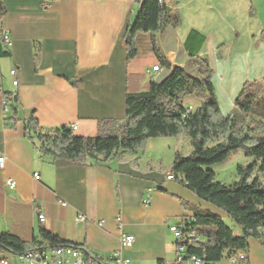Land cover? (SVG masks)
I'll return each mask as SVG.
<instances>
[{
	"label": "crops",
	"instance_id": "1",
	"mask_svg": "<svg viewBox=\"0 0 264 264\" xmlns=\"http://www.w3.org/2000/svg\"><path fill=\"white\" fill-rule=\"evenodd\" d=\"M1 2L0 30L8 33L10 44L4 49L9 56L0 58V102L2 94H14L16 101L8 102L6 112L0 104V156L5 158L0 170V234L31 243L46 231L99 258L121 251L131 264H175L168 226L191 216L181 203L222 217V212L166 179L178 138L151 139L133 157L86 167L42 157L24 136V122L33 117L41 130L75 125V135L94 137L97 121L125 119L127 93L145 92L150 81L159 82L168 74L160 66L159 72H151L159 62L149 33L136 36L137 56L126 62L123 35L140 4ZM164 7L178 24L156 37L163 58L171 67L190 69L196 76L189 55L201 40L196 55L212 70L210 82L221 115L236 111L239 119L264 123V109L248 114L235 109L243 85L264 78V0H167ZM35 45L40 48L36 69ZM199 104L194 99L183 102L191 111ZM189 151L187 147L185 154ZM7 179L15 182L14 190L5 187ZM38 214L44 216L43 223ZM79 214L84 222L76 221ZM122 234L133 237L131 247H121ZM248 243L243 254L249 264H264V248L255 240ZM9 255L0 253V259L16 264ZM223 259L226 264L233 261L227 255Z\"/></svg>",
	"mask_w": 264,
	"mask_h": 264
},
{
	"label": "trees",
	"instance_id": "2",
	"mask_svg": "<svg viewBox=\"0 0 264 264\" xmlns=\"http://www.w3.org/2000/svg\"><path fill=\"white\" fill-rule=\"evenodd\" d=\"M134 1L140 4V10L123 35L126 62L137 56L136 36L149 33L153 54L168 74L159 82L150 81L145 92L127 93L125 119L97 121L94 137L77 136L68 126L41 130L33 117L24 122V136L42 157L86 167L105 164L116 157L120 160L133 157L151 139L185 137L190 151L182 154L177 149L166 172L197 199L230 218L238 228L235 233L219 215L182 202L183 210L191 212L182 223L187 231L194 233L186 253L201 258L203 264H218L225 255L232 257L236 264H249L245 255H239L247 253L248 241L255 240L264 248V126L252 122L244 125L245 119H239L236 111L221 115L210 82L212 70L196 55L201 40L189 55L196 76L171 67L158 50L156 37L175 27L178 18L165 9L162 0ZM3 13L0 0V18ZM4 49L0 43V58L9 56ZM39 60L40 48L35 45V69ZM9 96L2 94L1 99ZM186 98H193L199 106L192 111L185 108ZM235 109L242 114L264 109V78L260 83L243 85ZM238 151L250 161L236 166L235 182H217L210 167L223 164ZM43 244L54 247L73 243L46 231H41L40 239L31 243L9 233L0 234V253L21 256Z\"/></svg>",
	"mask_w": 264,
	"mask_h": 264
},
{
	"label": "built area",
	"instance_id": "3",
	"mask_svg": "<svg viewBox=\"0 0 264 264\" xmlns=\"http://www.w3.org/2000/svg\"><path fill=\"white\" fill-rule=\"evenodd\" d=\"M164 6L167 0H162ZM0 43L7 49L10 44V37L6 31L0 30ZM159 64L156 63L154 67L151 68L152 73L159 72ZM16 71H10V76L15 77ZM18 84L17 80L12 81L13 87ZM14 94H10L9 98L3 97L1 99V107L3 111L6 112L8 109L9 99L14 98ZM69 128L73 131L76 126L71 125ZM5 158L0 156V170L4 168ZM34 179L38 180L39 177L35 174ZM167 180H173L171 175H167ZM15 182L10 179L5 181V187L8 190L15 189ZM147 202H145L146 204ZM37 219L40 223L44 222V216L42 214L37 215ZM77 222H84L85 217L81 214L76 217ZM117 225L120 224L119 218L115 219ZM100 227L104 225V221L98 223ZM168 231L173 238V241H179V253L174 254V261L176 264H203L201 258L195 255H188L186 253V246H190L192 239L194 238V233L187 231L182 222L178 224H171L168 226ZM133 243V237L129 235L122 234L120 236V245L122 248H129ZM243 255V254H242ZM19 260L25 264H131V260L122 256L121 251L112 252L107 258H99L93 253L89 252L85 247L81 245H58L54 247L46 246L45 244L34 247L30 250L24 252L19 256ZM230 264H236L232 259ZM0 264H9L8 260L5 258L0 259Z\"/></svg>",
	"mask_w": 264,
	"mask_h": 264
},
{
	"label": "rangeland",
	"instance_id": "4",
	"mask_svg": "<svg viewBox=\"0 0 264 264\" xmlns=\"http://www.w3.org/2000/svg\"><path fill=\"white\" fill-rule=\"evenodd\" d=\"M184 71L188 75L193 76L192 75L193 73H192V71H190V69H185ZM253 88L255 89V87H253ZM186 99L188 100V99H193V98H186ZM247 123H250V122H247V119H245L244 125L247 124ZM259 124H261L262 126H264V123L263 122L262 123H259ZM178 139H179V142H178V150L182 154H185V151H186L187 147H189L188 141L183 136L178 137ZM189 149H190V147H189ZM162 156H163L164 162H167V160H168L167 153H163ZM249 161L250 160L247 159V158H245L244 155H243V153L241 151H238L235 154H232L228 158V160L226 162H224L223 164L213 165V166L210 167V169L215 173V180L217 182H221V183H224V184H231V183H233V182H235L237 180V178H236V172H235L236 171V166L237 165H245ZM222 220H223V222L227 226L231 227L235 232L238 233V228L236 226H234V224L231 221V219L228 218L223 213H222ZM8 257L12 259L11 262H15L16 264H25V263H22V262L19 263L17 257H14L13 255H9ZM221 262L218 263V264H226V260H224V259Z\"/></svg>",
	"mask_w": 264,
	"mask_h": 264
},
{
	"label": "bare ground",
	"instance_id": "5",
	"mask_svg": "<svg viewBox=\"0 0 264 264\" xmlns=\"http://www.w3.org/2000/svg\"><path fill=\"white\" fill-rule=\"evenodd\" d=\"M10 74V73H9ZM14 80V79H13ZM167 175H171V174H167ZM167 175H166V177H167ZM172 176V175H171ZM173 177V176H172ZM174 245H175V254H178L179 253V241H174ZM243 254V253H242ZM244 255V254H243ZM18 258H19V256H18ZM2 259V258H1ZM6 259V258H5ZM175 262V264H176V261H174ZM9 263V262H8Z\"/></svg>",
	"mask_w": 264,
	"mask_h": 264
}]
</instances>
